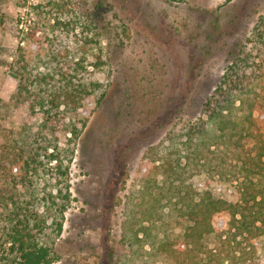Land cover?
<instances>
[{
	"label": "rangeland",
	"instance_id": "374dc122",
	"mask_svg": "<svg viewBox=\"0 0 264 264\" xmlns=\"http://www.w3.org/2000/svg\"><path fill=\"white\" fill-rule=\"evenodd\" d=\"M244 57L249 89L234 94L233 141L224 135L211 148L243 164L242 180L263 195L264 115L241 153L234 141L249 125L242 101L264 112V0H0V195L9 204L0 201V264H19L6 235L25 218L42 226L53 264H176L127 246L126 212L145 186L158 193L157 158L207 127V102ZM159 207L152 234L182 240L189 218ZM250 244L210 234L201 257L264 264V234Z\"/></svg>",
	"mask_w": 264,
	"mask_h": 264
},
{
	"label": "trees",
	"instance_id": "16d2710c",
	"mask_svg": "<svg viewBox=\"0 0 264 264\" xmlns=\"http://www.w3.org/2000/svg\"><path fill=\"white\" fill-rule=\"evenodd\" d=\"M247 63L246 57L240 59V66L233 63L217 88L216 94H220V98L207 102L211 109L207 127L202 129L201 125L198 126L189 134L181 148L174 150L173 145L157 158L165 181L157 182L158 193L155 194L150 191L153 187L145 186L141 201L130 202L126 212L123 239L130 249L143 250L151 257L160 253L168 254L176 264H193L194 259H198L195 264L202 261L209 264V260L201 257V252L202 241L210 234L225 235V238L233 240L241 237L250 242L252 248H258V242L264 234V194L258 195L254 186H248L242 180L241 174L245 171L243 164H228L225 156L211 148L224 135L233 141L236 127L230 123L237 117L239 110L235 106L234 94H242L249 89V82L245 81L246 71L249 69ZM258 67L260 75L264 76V59L260 60ZM247 108L242 101L240 114L245 116L244 121H248L249 125L240 127V139L234 141L235 151L240 153L247 136H254L252 124L261 122L264 115L262 105L256 100L247 104ZM255 111H258L259 116H254ZM211 125H217L221 135H216L217 131ZM74 134L78 136L79 131L74 129ZM152 150L149 149L146 157L151 155ZM50 157L56 161L55 169L58 170L62 163L61 157L54 152ZM256 165L264 175L262 156L258 157ZM215 174H222L225 179L218 183L213 178ZM13 197L14 194L10 197L12 205ZM0 201L9 205L1 195ZM159 206L178 207L189 218L191 225L182 240H169L152 234L153 221L160 213ZM25 219L10 222L6 235L10 253L15 255L19 264H53L56 259L53 251L41 242L36 231L42 233V226ZM147 247L149 250L146 251Z\"/></svg>",
	"mask_w": 264,
	"mask_h": 264
}]
</instances>
